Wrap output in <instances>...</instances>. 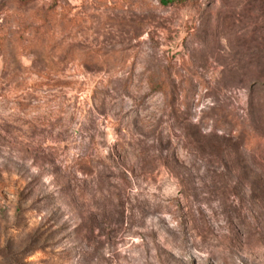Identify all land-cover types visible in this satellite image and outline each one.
<instances>
[{"label":"rangeland","instance_id":"rangeland-1","mask_svg":"<svg viewBox=\"0 0 264 264\" xmlns=\"http://www.w3.org/2000/svg\"><path fill=\"white\" fill-rule=\"evenodd\" d=\"M164 1L0 0V264H264V0Z\"/></svg>","mask_w":264,"mask_h":264},{"label":"trees","instance_id":"trees-1","mask_svg":"<svg viewBox=\"0 0 264 264\" xmlns=\"http://www.w3.org/2000/svg\"><path fill=\"white\" fill-rule=\"evenodd\" d=\"M177 1H180V0H172V1H166L165 0L164 2L169 3V2H177ZM4 185H5L4 181L0 180V188L4 187Z\"/></svg>","mask_w":264,"mask_h":264}]
</instances>
